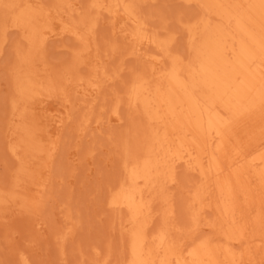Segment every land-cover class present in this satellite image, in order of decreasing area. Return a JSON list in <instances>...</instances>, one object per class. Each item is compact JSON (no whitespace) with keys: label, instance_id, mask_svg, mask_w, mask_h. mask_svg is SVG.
<instances>
[{"label":"rangeland","instance_id":"obj_1","mask_svg":"<svg viewBox=\"0 0 264 264\" xmlns=\"http://www.w3.org/2000/svg\"><path fill=\"white\" fill-rule=\"evenodd\" d=\"M124 1L131 14L114 24L91 0H0V264H123L129 216L108 203L150 161L157 185L136 183L145 188L149 236L165 227L169 239L189 244L208 233L212 213L189 207L196 173L185 163L160 167L159 128L125 97L137 83L167 82L180 65L185 79L199 77L204 101L231 116L264 68V0ZM200 20L208 23L199 36ZM188 27L198 35L192 43ZM238 47L243 85L223 107L219 90L233 75L227 56Z\"/></svg>","mask_w":264,"mask_h":264},{"label":"bare ground","instance_id":"obj_2","mask_svg":"<svg viewBox=\"0 0 264 264\" xmlns=\"http://www.w3.org/2000/svg\"><path fill=\"white\" fill-rule=\"evenodd\" d=\"M182 1L187 4H195L198 0ZM89 6L95 14L102 13L103 15L105 13L108 18L115 22L114 24L123 21L125 23V19L131 14L130 8L124 0H91ZM137 21L134 17L130 19L135 27L138 26ZM194 23L192 21L193 25L198 24V22L197 24ZM201 23L204 24L201 26L199 25ZM206 23L208 22L200 20L197 25L198 28L200 27L198 35L204 30ZM188 24L189 22L186 27ZM189 28L187 30L188 33L192 34L190 36L192 43L198 38V35L195 37V28ZM149 41L152 44L151 39ZM160 44L158 42L159 46ZM144 48H146L145 45ZM239 49V47L236 50L232 48L228 52L227 57L232 66L233 75L229 76L219 90L221 100L224 102L222 103L223 107H225V101L230 95L238 91L243 85V81L237 79L243 68L241 65L242 52ZM164 55L166 57V53ZM173 69L167 74V82H159L156 78L150 80V77V81L145 83L146 85L143 83V85H137V83L130 88L127 96L124 95V97L126 96L125 98L129 100V105H139L144 115L146 114V118L148 116V121L156 124L159 128L156 133L157 143L154 146H157L156 155L159 158H156L160 160L159 165L162 163L160 167L167 162L179 165L185 163L184 165L188 168L187 172L196 173V179H198L193 184L194 189L190 196L189 207L192 210L193 207H195L194 210L197 207L200 213L206 209L209 210L212 213V219L205 225L208 233L203 234L200 239L197 238L198 240L192 242L189 240V244L184 242L185 238L182 242H174L169 239L168 230L164 229L165 227L163 230L160 229L161 231H158L155 237L153 236L154 239L151 238L152 236H149L148 230H146L148 225L145 219V215L149 214L147 213L149 209H145L142 201H140V197L145 193V188L141 190L140 187L138 188L139 184L136 185V183L138 178L141 180L142 177L145 179V183H148V185L145 184L146 189L152 190L159 181L160 173L158 169H146L151 161L146 163L147 165L144 164L145 167L140 170L132 171L129 169L128 171H132L134 174H130L129 178L127 173L128 185L121 186L123 188L119 187V191L113 197L111 196L112 198L108 203L119 211H125L129 216L125 225L123 224L129 241L128 256H126V261L123 260V264H264V148L256 149V143L262 141L261 147L264 143V68L261 72H256V75L250 79L252 80V88L248 89L246 98L236 110L231 112V116L223 111L221 105H212L204 101L199 92L202 86L198 76L187 80L181 75L180 65ZM145 72L147 69L144 70ZM138 77L141 78V76H135L137 79ZM241 78L243 77L241 76ZM141 81L143 82L142 79ZM151 82H156V84L153 83L149 86ZM91 87L87 89L90 90ZM203 89L207 88L203 87ZM147 135L150 136V134ZM153 137L148 138L152 141ZM258 146L257 148H259ZM11 148L13 147L11 146ZM252 148L257 151L251 152ZM11 150L14 151V149ZM147 157L143 158L145 162ZM166 168L168 167L166 166ZM153 170L156 171L152 173ZM128 178L124 180L125 183ZM169 181L174 182L173 179ZM190 208L189 210H191ZM114 210L116 211V209ZM211 213L209 215L206 213L208 216H205L209 218ZM194 220L192 223L196 225ZM64 229L66 230L65 227ZM194 234L189 233V238L193 239Z\"/></svg>","mask_w":264,"mask_h":264}]
</instances>
